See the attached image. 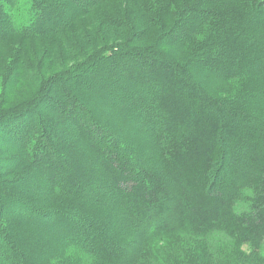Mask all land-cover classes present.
Listing matches in <instances>:
<instances>
[{"label":"trees","instance_id":"1","mask_svg":"<svg viewBox=\"0 0 264 264\" xmlns=\"http://www.w3.org/2000/svg\"><path fill=\"white\" fill-rule=\"evenodd\" d=\"M99 3L0 0V264H264V0H158L154 45L60 72L23 54Z\"/></svg>","mask_w":264,"mask_h":264},{"label":"rangeland","instance_id":"2","mask_svg":"<svg viewBox=\"0 0 264 264\" xmlns=\"http://www.w3.org/2000/svg\"><path fill=\"white\" fill-rule=\"evenodd\" d=\"M152 3H148L147 0H100L99 5L95 8L94 12L90 13L86 17L81 18L76 24L71 25L66 32L63 33V37H57L54 39L49 38L45 41H32L25 43V48H21L25 55L27 47L32 51L39 50L42 52L47 49L50 50L48 54V64H51L53 72H60L64 67L70 65L72 62L81 61V56H88L91 50L100 42H114L117 39L123 41L125 37L131 35L146 36L140 45L155 44L153 34H156V30H150L147 25L148 17L145 13L142 15V11H149L154 9L155 3L158 0H150ZM164 0H159L163 2ZM145 5V6H144ZM119 18L120 24L123 25L121 29L111 28L109 23L105 24L107 29L100 30V24L103 18ZM95 23H97L95 25ZM160 23H166L165 19L160 20ZM108 28L111 30L108 31ZM159 30L160 27H157ZM149 33V37L147 35ZM148 37V40H147ZM6 48H15L9 46ZM15 50H0V62ZM71 61V62H69ZM264 257V249H263Z\"/></svg>","mask_w":264,"mask_h":264}]
</instances>
